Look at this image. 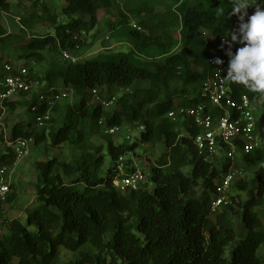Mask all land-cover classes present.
Returning a JSON list of instances; mask_svg holds the SVG:
<instances>
[{"label": "trees", "instance_id": "16d2710c", "mask_svg": "<svg viewBox=\"0 0 264 264\" xmlns=\"http://www.w3.org/2000/svg\"><path fill=\"white\" fill-rule=\"evenodd\" d=\"M8 1L0 0L6 11H10ZM66 1L64 14L78 15L77 19L61 22L60 14L44 0H32L29 7L19 4L26 8L19 32L10 31L0 17L1 57L20 54L26 61L44 64L42 77L31 75L40 83L46 82L42 94L72 90L78 97L62 117L52 118L50 124L59 123L61 118V127L52 126L48 136L51 148L72 145L80 152L68 162L56 158L35 162L40 205L25 211V221L19 217L10 220L7 232L0 233V264H55L61 248L80 253L73 264H264L259 255L264 254V213L253 211L264 204V110L257 121L263 149L244 157L258 170L253 201L238 204L244 209L243 221L248 227L241 240H237L227 213L236 202L233 196L227 209L215 215L210 212L216 180L228 165L220 171L205 162L193 143L197 129L188 128L189 135L181 137V125L168 117L175 106L206 101L201 83L213 69L209 58L236 17L229 15L230 0H204V5H195L193 0ZM257 5L264 7V0H257ZM221 6L224 16L217 14ZM131 20L144 32L130 27ZM102 23H108L115 36L129 38L133 50L104 52L76 63L57 58L64 51H76L73 33H89ZM38 26L49 33L29 36ZM138 83L147 86L136 89ZM230 86L252 100L263 101L261 93L242 84L230 82ZM114 89L126 91L121 111L110 115L100 104H89L93 90L102 96ZM138 94L141 100L132 103ZM23 103L34 116L31 108L36 100ZM5 106L13 111L16 103L6 102ZM59 109L57 105L54 112ZM100 119L107 126H120L123 119L140 123L145 131L140 142L129 146L116 145L108 135L106 149L103 145L85 149L82 144L99 130ZM48 136L31 130L23 121L10 133L11 139L33 138L36 145L48 142ZM139 144L165 147L152 167L153 187L119 190L113 184L119 174V159ZM7 152L0 156V162L13 165L15 158ZM107 156L115 166L104 176ZM187 167H191L190 175L184 171ZM236 184L246 188L243 181ZM16 198L11 192L8 203ZM232 245V256L227 258L226 250ZM85 246H91L93 252H84Z\"/></svg>", "mask_w": 264, "mask_h": 264}, {"label": "built area", "instance_id": "2783aa9c", "mask_svg": "<svg viewBox=\"0 0 264 264\" xmlns=\"http://www.w3.org/2000/svg\"><path fill=\"white\" fill-rule=\"evenodd\" d=\"M257 5L247 9V16L254 14ZM238 17L232 19L229 31H235L239 27ZM133 29L144 32L136 22H131ZM205 36L206 33H203ZM227 33L224 35L226 36ZM88 32L80 30L72 34V40L76 43L75 50H79L80 43L87 38ZM224 36L219 40V46L213 51L209 58V63L213 65L210 75L201 83L202 98L205 102H197L191 106H175L168 112V117L178 122L181 137L188 136V128L197 129L193 137V143L199 155L207 163L214 164L220 171H224V165H228L216 182V192L212 194L210 202V212L215 215L231 205V190L236 182L243 176V170L238 162L244 160L245 156H250L263 149V142L257 131L258 116L264 107L262 101L252 100L246 93L235 91L230 86V81L224 80L227 74L228 57L225 54L229 48L223 43ZM230 40V37H229ZM240 44H233L231 51L235 53ZM223 49V51H222ZM62 56L65 60L78 62V58L73 57L70 52L64 51ZM216 58L223 60V64L217 66L214 63ZM30 68L26 65L16 64L11 58L0 56V110L4 115L7 112L6 102L14 101L18 96L36 91L40 83L31 77ZM104 110L116 103V96L103 101L99 91H92ZM68 91L49 90L47 94L38 93L36 105L31 108L34 113V123L39 130L46 129L54 117V109L60 102L68 99ZM45 111L39 114L40 110ZM98 125L107 135H116L121 131V126H107L104 119H100ZM139 131H145V126L140 125ZM131 136L127 140L131 141ZM33 138L11 139L10 133L0 134V156L8 154V150L15 158V163H19L30 152ZM125 171V172H124ZM146 172L137 168L127 169L124 165V157L119 159V174L115 178L114 186L121 190L136 191L145 186L147 181ZM12 177L10 165L0 162V205L8 203V198L12 192Z\"/></svg>", "mask_w": 264, "mask_h": 264}, {"label": "rangeland", "instance_id": "374dc122", "mask_svg": "<svg viewBox=\"0 0 264 264\" xmlns=\"http://www.w3.org/2000/svg\"><path fill=\"white\" fill-rule=\"evenodd\" d=\"M46 2L51 3L53 8L60 14V21L61 22H68L71 20L77 19L78 15L74 16H67L64 14V9L67 7L66 0H44ZM10 4V11H6L0 7V17L1 20L7 25L10 31L19 32L21 26V18L24 16L26 12V8H20L19 4L22 3L23 5H31L32 0H9ZM193 4L195 5H204V0H193ZM109 16H106L104 21L108 19ZM88 19V18H87ZM131 22H135L131 20ZM137 23V22H136ZM130 27L131 23H130ZM54 33L53 31H51ZM49 33V31L43 27L38 26L33 32H29L28 35L32 36L33 34L37 35H45ZM202 37L204 35L202 34ZM134 43L125 36H115L114 32L110 31L108 23H102L100 26L96 27L94 30L88 33L87 38L83 41V45L79 51H72L70 54L78 58V60L83 61L87 58L92 56H96L100 53L104 52H113V51H130L133 50ZM20 54L13 55L11 59L16 62V64L28 65L36 77H42L46 66L44 64L36 63L34 61H26L19 57ZM0 56H2V52L0 50ZM49 58H52V55H48ZM152 57V55H151ZM57 58L61 61H64L65 58L62 55H57ZM152 60V59H150ZM160 61V60H159ZM40 83V82H39ZM46 82H41L38 89L28 95L23 96L20 95L15 99L16 106L13 111H9L2 115L0 113V134L1 133H11V129L20 121L30 124V128L33 131L38 133H46L48 136L49 129L53 126L55 129H60V119L58 118L59 123L48 124L46 130H39L37 129L34 120L35 117L31 114L28 109V106L23 105L24 101H33L37 94L41 93V91H45ZM147 84L145 83H138L136 85V89H142L146 87ZM41 89V90H40ZM47 90V88H46ZM199 91V87L197 88V92ZM69 97L68 99L59 103V111L58 113H54V117H62L68 108H70L74 103H76L79 99L76 96L75 92L72 90L68 91ZM126 91L124 90H117L114 89L111 93L103 92V95L100 96L102 99H107L111 96H116L117 100L114 105L107 108L105 111L112 115L115 111L122 110V101L121 99L125 95ZM132 93V92H130ZM197 93H195L196 95ZM137 97L132 100V103H137L141 100V96L138 94ZM262 106L264 107V95L262 96ZM88 102L90 105L98 104L99 101L93 97L91 94L88 96ZM176 103V102H175ZM264 110V109H263ZM140 124V123H139ZM139 124L129 123L126 120H122L121 123V131L116 135H110L111 139L114 141L116 145H125L129 146L134 143L140 142L141 139V132L139 131ZM27 127V126H26ZM131 136V141L127 140V137ZM105 137H108L107 134L103 132L99 128V130L92 134L89 137V140L84 142L82 146L85 149L91 151L92 146L100 147L104 146L106 149L105 144ZM48 142L43 143L41 145H36L34 142L31 145V149L29 154L21 160L17 165H10V173L12 177V192H14L17 198L9 202L3 206L0 205V233L7 232V223L15 217H19L23 221H25V211L27 209H35L37 208L40 203L36 198V186L38 184V174L35 171V162L39 159H47V158H56L60 161L68 162L72 159L74 154H79V150L72 146V145H61L57 148H51L49 145V136ZM104 149V151H105ZM165 150L164 145H140L138 148L129 153L124 155V165L127 169L137 168L143 172H146L147 176V183L145 184L144 188H152L153 184L150 183V174L152 171V167L155 165L156 161ZM106 153V151H105ZM108 155V154H107ZM130 160V161H129ZM131 164H127V162ZM241 169L244 171L243 176L236 182L243 181L245 183L246 188H239L237 184L231 190V196H233L236 200L233 203V209H228L227 213L229 218L232 220L234 225L235 233L237 240L244 239L248 232L247 224L243 221V213L244 209L239 206V203H249L253 201V197L256 195V173L258 168L251 167L249 164L244 161L243 159L238 162ZM15 166V167H12ZM114 163L111 159L107 156L106 165L104 167L103 174L104 176L107 175V172L114 167ZM187 175H190L191 167H187L185 170ZM125 172V171H124ZM218 182V179L216 180ZM147 185V186H146ZM149 185V186H148ZM124 191L123 189H121ZM253 211H260L264 213V204L257 205L253 207ZM233 245L228 247L226 250V257L230 258L232 256ZM84 252H93L91 246H85L82 249ZM260 256L264 258V254L262 252L259 253ZM80 257V253H72L66 251L65 249L61 248L59 250L58 257L55 261V264H73L75 263Z\"/></svg>", "mask_w": 264, "mask_h": 264}, {"label": "clouds", "instance_id": "9594fccd", "mask_svg": "<svg viewBox=\"0 0 264 264\" xmlns=\"http://www.w3.org/2000/svg\"><path fill=\"white\" fill-rule=\"evenodd\" d=\"M230 16H237L239 27L235 31H227L223 43L228 44L225 53L228 59L227 74L224 80L246 86L253 92L264 95V7L257 5V0H230ZM256 6L254 14L245 20L247 9ZM218 16L225 15L221 6L217 9ZM230 37V40H229ZM233 44H240L235 53L231 51ZM217 66L223 60L216 58Z\"/></svg>", "mask_w": 264, "mask_h": 264}, {"label": "crops", "instance_id": "0c3cea01", "mask_svg": "<svg viewBox=\"0 0 264 264\" xmlns=\"http://www.w3.org/2000/svg\"><path fill=\"white\" fill-rule=\"evenodd\" d=\"M16 100H17V98H16ZM14 101H15V100H14ZM17 164H18V163H17ZM17 164H16V165H17ZM11 167H12V166H11ZM13 167H15V166H13ZM13 167H12V168H13Z\"/></svg>", "mask_w": 264, "mask_h": 264}]
</instances>
